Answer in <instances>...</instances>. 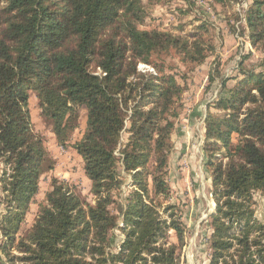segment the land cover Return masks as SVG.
Here are the masks:
<instances>
[{
    "label": "trees",
    "instance_id": "1",
    "mask_svg": "<svg viewBox=\"0 0 264 264\" xmlns=\"http://www.w3.org/2000/svg\"><path fill=\"white\" fill-rule=\"evenodd\" d=\"M252 5L246 23L252 43L264 50V0ZM147 16L143 0H0V253L8 264H181L187 228L178 205L166 203L174 126L167 114L182 88L173 75L142 73L138 64L170 49L203 62L214 46L206 23L175 34L143 28ZM28 89L37 90L43 115L66 147L78 108H86V128L72 146L83 158L94 203L55 178L34 223L20 234L39 179L52 167L32 128ZM214 105L225 114L208 110L204 119L216 204L208 264H264V222L255 215V194L264 195V73L240 76ZM122 170L131 177L130 192L113 213L126 180ZM115 227L124 238L112 252Z\"/></svg>",
    "mask_w": 264,
    "mask_h": 264
},
{
    "label": "rangeland",
    "instance_id": "2",
    "mask_svg": "<svg viewBox=\"0 0 264 264\" xmlns=\"http://www.w3.org/2000/svg\"><path fill=\"white\" fill-rule=\"evenodd\" d=\"M143 1L148 10V16L142 24L145 29L189 34L200 30L204 23L210 28L206 36L214 49L203 62L185 60L177 50L170 49L155 54L151 63L138 64V70L142 73L173 75L182 88L180 96L175 97L174 107L167 114L174 126L168 168L172 193L166 204L178 205L187 228L186 245L181 250V264H208L207 240L212 232L210 214L215 211L216 204L212 198L211 170L207 166L202 126L208 110L222 111L223 115L225 111L214 103L221 97L229 96V88L235 85L240 76L244 78L247 74L264 73V50L252 43L246 23L247 10L253 6V0L232 3L215 0ZM91 69L96 74H101L99 67L96 69L92 66ZM27 92V109L32 128L43 139L49 153V160L45 164L50 163L52 167L46 168L39 179V190L31 202L20 234H24L34 223L39 205L51 190L55 178L68 182L85 202L94 203L92 183L85 174L83 158L72 146L82 137L86 128V108H78V127L66 147L58 142L49 119L43 115L37 90L28 89ZM128 135L129 132L124 130L122 141H126ZM237 138L234 134V143ZM3 175L4 164L0 159V219L5 210L1 180ZM122 176L126 180L122 190L114 195L117 202L110 206L113 213L123 210L130 192L128 183L131 177L123 170ZM255 201V215L264 222V195L256 193ZM172 237L173 240L176 239L174 235ZM123 238L118 228L112 229V252L119 250ZM1 239L0 229V241ZM1 256L0 253V264H8Z\"/></svg>",
    "mask_w": 264,
    "mask_h": 264
},
{
    "label": "crops",
    "instance_id": "3",
    "mask_svg": "<svg viewBox=\"0 0 264 264\" xmlns=\"http://www.w3.org/2000/svg\"><path fill=\"white\" fill-rule=\"evenodd\" d=\"M202 120H203V119H202ZM202 127H203V131H204V133H205V126L203 125Z\"/></svg>",
    "mask_w": 264,
    "mask_h": 264
},
{
    "label": "built area",
    "instance_id": "4",
    "mask_svg": "<svg viewBox=\"0 0 264 264\" xmlns=\"http://www.w3.org/2000/svg\"><path fill=\"white\" fill-rule=\"evenodd\" d=\"M204 119H205V117H204ZM203 142H204V140H203ZM203 142H202V144H203Z\"/></svg>",
    "mask_w": 264,
    "mask_h": 264
}]
</instances>
